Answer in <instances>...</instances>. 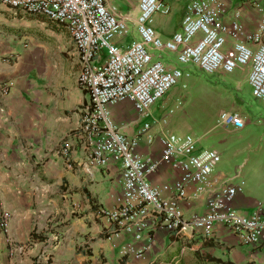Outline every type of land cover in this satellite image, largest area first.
Wrapping results in <instances>:
<instances>
[{
  "label": "crops",
  "instance_id": "crops-1",
  "mask_svg": "<svg viewBox=\"0 0 264 264\" xmlns=\"http://www.w3.org/2000/svg\"><path fill=\"white\" fill-rule=\"evenodd\" d=\"M139 1L108 0L107 6L127 26L135 27ZM178 1L181 26L186 0ZM218 2L223 18L237 13L248 32L257 28L264 14V0ZM79 71V57L65 26L42 16L15 15L0 5V86L12 84L6 94L0 89V209L9 213L7 229L0 232V261L1 251L15 253L16 261L25 250L31 253L59 238L58 247L53 249L59 250L63 264H190L194 250L231 264H264V247L242 245L221 226L215 227L210 238L150 227L134 244L142 254L138 258L123 255V248L132 239L114 236V226L101 214L111 209L121 194L119 166L98 168L87 163L85 142L78 132L89 97L78 86ZM242 73L252 95L248 72L242 69ZM109 111L114 123L129 137L142 124L130 102L112 106ZM150 112L151 118H160L153 109ZM157 129L154 126L152 133ZM64 144L69 145L67 155L61 152ZM138 152L158 159L160 146L141 142ZM177 177L161 165L150 181L161 185ZM212 179L222 182L226 178L214 171ZM203 203L181 204L184 216L201 213ZM233 207L244 214L258 208L264 212V202L243 189L234 197ZM49 228L54 230L46 242L27 243L32 231L49 233ZM55 232L59 237H53Z\"/></svg>",
  "mask_w": 264,
  "mask_h": 264
},
{
  "label": "built area",
  "instance_id": "built-area-1",
  "mask_svg": "<svg viewBox=\"0 0 264 264\" xmlns=\"http://www.w3.org/2000/svg\"><path fill=\"white\" fill-rule=\"evenodd\" d=\"M108 0H0V5L15 15L42 16L65 26L80 62L78 86L89 101L83 109L79 135L87 149L89 166H119L122 189L114 206L101 211L114 226V236L132 240L123 255L139 257L135 248L143 234L155 227L165 232H191L210 238L215 227L231 232L242 245L264 247V212L240 213L233 200L241 192L238 177L218 182L212 175L220 162L213 149H199L190 136L168 134L165 121L151 118V107L164 97L183 76L177 68H168L155 59V52L176 54L178 63L193 64L204 73L228 74L235 69L248 72L254 98L264 103V14L254 31L248 32L238 14L223 18L218 0H186L180 32L162 41L151 26L152 16L170 13L166 0H140L135 28L139 39L127 46L113 42L129 33L125 21L107 6ZM188 77V74H186ZM12 84L0 86L3 94ZM130 102L142 122L135 134L125 135L111 118L109 108ZM219 124L242 130L244 121L237 113L221 112ZM158 143L160 157L142 156L140 143ZM69 145L62 151L67 155ZM161 165L178 177L161 185L150 179ZM204 200L203 211L184 216L181 204ZM9 213L0 209V231L7 229Z\"/></svg>",
  "mask_w": 264,
  "mask_h": 264
},
{
  "label": "rangeland",
  "instance_id": "rangeland-1",
  "mask_svg": "<svg viewBox=\"0 0 264 264\" xmlns=\"http://www.w3.org/2000/svg\"><path fill=\"white\" fill-rule=\"evenodd\" d=\"M170 1L171 12L167 16L160 12L152 16L151 26L159 32L162 41L181 30V5L178 0ZM128 30L126 37L115 38L113 42L124 45L139 39L135 27L128 26ZM154 56L183 74L151 107L160 116L158 119L165 121L156 127H163L168 134L198 140L199 149L216 150L220 162L215 173H223L227 180L238 177L236 182H243V192H252L258 201L264 202V103L250 94L242 69L209 75L193 64L178 63L174 53L158 51ZM221 111L238 112L248 122L239 132L228 131L219 124ZM53 230L49 228L47 233L50 235ZM54 235L59 237L58 232ZM58 243L59 238L51 239L39 250L31 253L25 250L18 254L16 261H13L15 253L1 251L0 264H31L34 259L43 264L48 260L63 264L59 262V250L53 249Z\"/></svg>",
  "mask_w": 264,
  "mask_h": 264
},
{
  "label": "trees",
  "instance_id": "trees-1",
  "mask_svg": "<svg viewBox=\"0 0 264 264\" xmlns=\"http://www.w3.org/2000/svg\"><path fill=\"white\" fill-rule=\"evenodd\" d=\"M49 234L48 233H36L32 231L29 234L27 243L29 245L36 244V243H44L48 240ZM190 264H231L229 262H223L208 253H200L198 250H194L192 252V258L188 259ZM31 264H43L39 262L37 259H34ZM45 264H52L50 260Z\"/></svg>",
  "mask_w": 264,
  "mask_h": 264
}]
</instances>
